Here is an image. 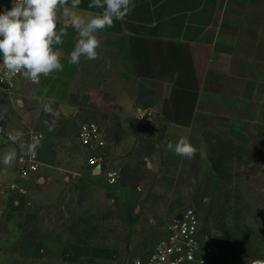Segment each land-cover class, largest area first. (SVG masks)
Instances as JSON below:
<instances>
[{
    "label": "crops",
    "instance_id": "crops-1",
    "mask_svg": "<svg viewBox=\"0 0 264 264\" xmlns=\"http://www.w3.org/2000/svg\"><path fill=\"white\" fill-rule=\"evenodd\" d=\"M91 2L81 0L75 9L85 20L102 12L89 8ZM133 2L125 21L114 19L111 27L97 30L99 58L82 57L79 65L70 62L78 31L62 17L56 31L66 35L52 45L61 52V69L39 83L25 77L20 82L18 93L66 108L51 131L62 138L68 128L75 145L48 139V126L28 127L43 134L35 152L39 168L29 177L20 176V160L28 154L19 143L0 145V243L17 242L19 251L25 243L35 251L39 234L57 229L59 240L67 242L72 229L84 245L89 221L117 209L162 218L181 203V194L188 200L194 195L197 166L215 175L210 133L217 135L214 141L229 140L264 162V0ZM12 3L0 0V13ZM89 121L103 127L109 165L121 169L115 185L108 183L105 167L78 161L88 154L78 129ZM182 136L198 149L191 159L166 148ZM13 150V162L3 164ZM7 230L13 238H3Z\"/></svg>",
    "mask_w": 264,
    "mask_h": 264
},
{
    "label": "rangeland",
    "instance_id": "rangeland-1",
    "mask_svg": "<svg viewBox=\"0 0 264 264\" xmlns=\"http://www.w3.org/2000/svg\"><path fill=\"white\" fill-rule=\"evenodd\" d=\"M45 104L51 103L33 101L18 92L0 91V124L11 131L26 132L28 127L44 130ZM51 105L59 115L65 113L66 108ZM59 126L56 122L54 128ZM67 130L64 129L66 135L62 138L59 131H48L47 138L59 145L74 147L72 135ZM208 136L209 158L212 168L216 169L215 175L207 176L203 166H197L199 183L194 195L188 200L187 195L181 194V203L170 208L162 218L117 209L108 216L102 214L89 221L86 228L89 241L84 245L78 243L82 238L71 233L72 229H69L67 242L59 240L57 229L45 236L39 234L35 238V251L29 250L25 243L22 247L26 249L20 251L15 249L19 247L17 242L0 243V264H130L135 256L150 252L163 236L164 225L190 207L199 214L201 234L215 247L216 254L209 264L264 261V162L245 147L219 137L214 141L212 138L217 135L213 133ZM24 140L29 142L27 136ZM87 158L88 154L81 153L78 161L85 160L87 165ZM224 226L229 230L236 228L241 234L242 244L236 252L221 249L218 240L224 235ZM5 236L14 237L8 230L3 238ZM47 237L52 241L48 245L43 242Z\"/></svg>",
    "mask_w": 264,
    "mask_h": 264
},
{
    "label": "clouds",
    "instance_id": "clouds-1",
    "mask_svg": "<svg viewBox=\"0 0 264 264\" xmlns=\"http://www.w3.org/2000/svg\"><path fill=\"white\" fill-rule=\"evenodd\" d=\"M81 0H13L10 10L0 13V57L8 73L22 74L33 83H39L41 76L61 69V52L54 51L52 45L61 44L66 35L63 29L57 33L58 12L62 8V16L70 19L71 25L78 31V40L75 49L70 54V62L74 65L85 60L99 58L98 49L101 41L97 39V30L111 27L115 20L125 21L135 8L133 0H92L89 8H99L91 19L85 20L77 14L75 9ZM110 67V62L106 61ZM43 111L53 117L52 121L45 120L49 131L53 130L58 111L51 104H45ZM24 133L13 131L8 133V139L19 143L21 152L34 155L41 146L42 137L33 135L30 142H25ZM168 151L182 158L191 159L198 149L192 145L187 137L166 145ZM16 151L6 152L3 164L10 165L15 159ZM252 264H264V261H253Z\"/></svg>",
    "mask_w": 264,
    "mask_h": 264
},
{
    "label": "built area",
    "instance_id": "built-area-1",
    "mask_svg": "<svg viewBox=\"0 0 264 264\" xmlns=\"http://www.w3.org/2000/svg\"><path fill=\"white\" fill-rule=\"evenodd\" d=\"M62 8L58 12V24L62 20ZM24 76L12 75L7 72L0 57V91L15 94ZM150 112L143 117L149 118ZM13 132L0 124V145L13 143L8 139V133ZM25 134V132H23ZM30 139L33 135L43 137V134L28 129ZM77 138L81 146L88 151L87 166L91 168L105 167V175L109 184L115 185L121 178V169L109 165L107 153V136L103 127L94 121L84 122L79 126ZM37 154L22 157L20 160V176L29 177L38 171ZM200 219L194 207L185 209L179 216L167 222L163 236L145 255L135 256L130 264H209L216 254L215 247L200 231Z\"/></svg>",
    "mask_w": 264,
    "mask_h": 264
},
{
    "label": "trees",
    "instance_id": "trees-1",
    "mask_svg": "<svg viewBox=\"0 0 264 264\" xmlns=\"http://www.w3.org/2000/svg\"><path fill=\"white\" fill-rule=\"evenodd\" d=\"M216 170V169H215ZM224 233L223 237H220L218 242L221 245V249L226 251L236 252L242 244L241 234L236 228L229 230L227 227L222 228ZM223 245V246H222Z\"/></svg>",
    "mask_w": 264,
    "mask_h": 264
}]
</instances>
